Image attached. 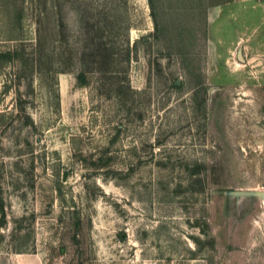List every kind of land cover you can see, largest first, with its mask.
<instances>
[{"label":"rangeland","instance_id":"1","mask_svg":"<svg viewBox=\"0 0 264 264\" xmlns=\"http://www.w3.org/2000/svg\"><path fill=\"white\" fill-rule=\"evenodd\" d=\"M244 191L264 0H0V264H264Z\"/></svg>","mask_w":264,"mask_h":264},{"label":"water","instance_id":"2","mask_svg":"<svg viewBox=\"0 0 264 264\" xmlns=\"http://www.w3.org/2000/svg\"><path fill=\"white\" fill-rule=\"evenodd\" d=\"M240 54V53H239ZM231 195L241 196V195H251V196H264V192L249 191V192H230Z\"/></svg>","mask_w":264,"mask_h":264}]
</instances>
